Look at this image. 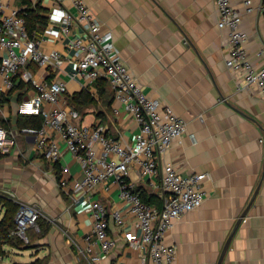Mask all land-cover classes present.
Listing matches in <instances>:
<instances>
[{
	"label": "crops",
	"instance_id": "1",
	"mask_svg": "<svg viewBox=\"0 0 264 264\" xmlns=\"http://www.w3.org/2000/svg\"><path fill=\"white\" fill-rule=\"evenodd\" d=\"M38 2L48 22L51 1ZM85 2L104 29L112 31L120 57L144 92L161 106L170 105L187 123V132L173 141L162 155L161 165L172 163L185 175L207 174L203 204L185 213L166 233V242L177 249L175 264H218L232 232L220 264H264V100L256 90L240 89V78L226 65L229 35L218 25L216 0ZM231 3L243 15L247 58L259 70L264 67L263 0H252L254 10L249 13L241 0ZM46 26L39 25L35 37L41 38ZM42 45L72 55L62 42L46 41ZM64 69L75 70V63L66 61ZM58 76L67 83L65 96L89 88L99 101L97 81L87 84L83 78L54 72L50 79ZM106 91L102 99L110 95L111 100L114 90L109 81ZM31 93L29 86L9 93L0 116L14 121L17 101ZM104 103L86 106L103 107V117L98 118L90 110L80 114V122H100L107 135L134 143L140 131L134 117L121 106L116 113L115 98L109 108ZM18 142L21 155L6 154L0 159V198L10 194L16 201L36 204L52 223L48 233L39 235L28 255L18 262L45 258L47 264H90L77 252L78 246L86 244L89 217L79 204L71 206L70 198L58 186L60 165H50L35 151L34 136L21 135ZM61 163L69 165L70 176L81 175L82 166L69 151H64ZM129 177L147 197L153 196L152 206L157 207L159 199L162 201L161 180L156 187H150L139 178L135 167ZM95 197L108 204L120 202L116 186L109 193L101 190ZM4 213L0 202V220ZM109 232L118 245L103 263L138 264L139 251L126 242L114 222ZM3 249L0 264L11 263L14 256L8 253L10 249L21 251L10 244L3 245Z\"/></svg>",
	"mask_w": 264,
	"mask_h": 264
},
{
	"label": "built area",
	"instance_id": "2",
	"mask_svg": "<svg viewBox=\"0 0 264 264\" xmlns=\"http://www.w3.org/2000/svg\"><path fill=\"white\" fill-rule=\"evenodd\" d=\"M50 1L46 29L37 38L27 28L29 4L24 0H0V110L5 102L2 99L20 89L24 82L30 84L32 93L18 101L16 114L43 118L39 127L7 129L0 125V159L6 154L21 155L18 138L24 135L35 137L34 149L46 162L60 165L58 186L70 198L71 206L79 204L89 217L86 244L78 246L77 252L90 264H104L103 260L117 248V240L109 232L111 222L123 231L126 242L139 251L138 264H175L177 249L166 242V233L185 213L199 208L206 196V173L185 175L172 163L161 165L160 159L173 141L187 132V123L170 105L161 106L144 92L120 57L112 31L104 29L85 0ZM241 1L246 12L254 10L252 0ZM30 3L40 6L38 0ZM216 5L218 25L227 29L229 35L230 56L226 65L240 78V89L256 90L264 100V67L255 69L247 58L248 35L242 29V13L231 0H216ZM260 9L264 12V0ZM46 41L64 43L72 55L45 48L42 42ZM66 61L75 63L76 69L66 71ZM53 72L83 78L87 84L108 79L118 103L113 110L119 113L121 106L140 127L135 142L107 135L100 122H80V113L65 96L67 83L60 76L50 79ZM64 147L80 162V176H70L69 165L61 163ZM134 167L150 187H156L161 180L160 207L143 200L142 192L129 177ZM114 186L118 188L119 203L108 204L95 197L101 190L109 193ZM8 197L14 199L10 194ZM17 202L15 228L10 235L29 245V232L39 231L38 220L44 214L36 204ZM2 259L0 255V262Z\"/></svg>",
	"mask_w": 264,
	"mask_h": 264
},
{
	"label": "trees",
	"instance_id": "3",
	"mask_svg": "<svg viewBox=\"0 0 264 264\" xmlns=\"http://www.w3.org/2000/svg\"><path fill=\"white\" fill-rule=\"evenodd\" d=\"M25 3H28V9L26 11V19H27V28L32 37L36 35V31H38V26L42 25L45 26L47 24V17H45L43 14H41L42 8L39 6L33 7V5L30 3V0H24ZM107 81H109L106 78H100L97 80L96 85L99 90V101L97 100L94 95L88 91L84 90L82 92H78L73 94L72 96L69 97V103L83 116L84 114H87L89 110H93L96 112V115L98 118H101L104 116L103 112V107H86L89 105L92 106H97L99 102L106 103V108H109L110 105H112L115 95L111 96V100H108L110 95L107 96V99L105 97V100L102 98L107 94L106 92V84ZM27 84L22 82L20 84V89H23ZM30 86V84L27 85V87ZM11 93V92H10ZM20 97V95L18 96ZM20 100V99H19ZM2 101H6L5 98L2 99ZM104 103V104H105ZM18 101L16 103L17 107ZM16 107H14V112L16 114ZM93 108V109H92ZM111 108V107H110ZM83 113H82V112ZM43 121V118L40 115H35V114H17V117L14 121H12L11 117L10 118H4L0 116V125L4 126L7 129H12V128H20L23 126H35L39 127L41 126ZM56 166V165H55ZM59 166V165H58ZM58 172H60V166L58 168ZM143 200L152 205V199L153 196L147 197L144 193H142ZM1 204L5 208V213L0 220V255H4V249L3 245L5 244H10L12 246H18V243L14 242L13 239L19 240L23 245V241L20 239L13 237L10 235V231L15 228V214L17 212L19 203L15 201L13 198L5 197V198H0ZM162 204V201L159 199V202L157 204V207H160ZM43 220V221H41ZM38 224L41 226L40 231L42 232V236L44 237L49 229H50V223L46 219H42V216L38 220ZM33 230V229H31ZM30 230V232H31ZM29 232V233H30ZM30 236V235H29ZM30 244L25 245L26 247H30L33 244L32 238L30 237ZM37 261L32 262L30 264H35Z\"/></svg>",
	"mask_w": 264,
	"mask_h": 264
},
{
	"label": "rangeland",
	"instance_id": "4",
	"mask_svg": "<svg viewBox=\"0 0 264 264\" xmlns=\"http://www.w3.org/2000/svg\"><path fill=\"white\" fill-rule=\"evenodd\" d=\"M18 96V95H17ZM93 109V108H92ZM91 110V109H90ZM89 110V111H90ZM12 113H13V109H12V111H11ZM82 112V111H81ZM83 113V112H82ZM16 201V200H15ZM17 202V201H16ZM42 219H46L48 222H49V219L44 215V216H42ZM41 221H43V220H41ZM49 223H51V222H49ZM52 224V223H51ZM41 226L39 225V228H40ZM29 235H30V237L32 238V241H35L36 240V238L40 235H42V232L41 231H39V232H36L35 230H32L30 233H29ZM13 241L14 242H16V243H18V246H16L17 248H19L21 251H18V253H15L14 252V250L13 249H10V251L8 252L9 254H12L13 256H14V258L12 259V261H11V263L10 264H30V263H32V262H35V261H37L35 264H47V260L45 259V258H42V259H36V260H32V261H30V262H18V261H21V259H23L22 257H25V256H27L28 255V251L29 250H31V248L30 247H32V246H30V247H25V246H23V244L19 241V240H14L13 239ZM33 248V247H32ZM26 251L27 253H25V254H20V253H24V252ZM17 260V261H16Z\"/></svg>",
	"mask_w": 264,
	"mask_h": 264
},
{
	"label": "water",
	"instance_id": "5",
	"mask_svg": "<svg viewBox=\"0 0 264 264\" xmlns=\"http://www.w3.org/2000/svg\"><path fill=\"white\" fill-rule=\"evenodd\" d=\"M233 234H234V233L232 232L231 235L229 236V238L227 239V242H226L225 248H224V250H223V253H222V255H221V258H220V261H219L218 264H220V262L222 261V258H223V255H224V252H225L226 248L228 247V245H229V243H230V241H231V239H232Z\"/></svg>",
	"mask_w": 264,
	"mask_h": 264
}]
</instances>
